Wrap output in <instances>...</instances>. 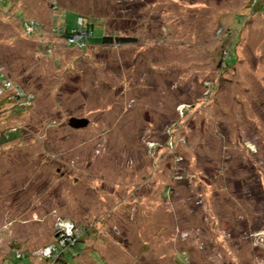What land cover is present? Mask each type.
Segmentation results:
<instances>
[{
    "label": "rangeland",
    "instance_id": "rangeland-1",
    "mask_svg": "<svg viewBox=\"0 0 264 264\" xmlns=\"http://www.w3.org/2000/svg\"><path fill=\"white\" fill-rule=\"evenodd\" d=\"M256 1L2 0L0 264H52L69 226L64 264H264ZM77 15L83 44L53 32Z\"/></svg>",
    "mask_w": 264,
    "mask_h": 264
},
{
    "label": "built area",
    "instance_id": "built-area-1",
    "mask_svg": "<svg viewBox=\"0 0 264 264\" xmlns=\"http://www.w3.org/2000/svg\"><path fill=\"white\" fill-rule=\"evenodd\" d=\"M1 2H2V0H0V4H1ZM27 24H29V25H24V26H25L26 31L29 34H30V32L32 33L33 29H35V28L39 29V25L35 21H30ZM79 25H81V20H79ZM30 28H31V30H29ZM54 31H56V33H59L60 28L58 27L57 30L53 29V32ZM88 36H89V33H87L85 30H78V31L77 30H72L67 37L69 38L70 41L74 42V40H79L77 44H79V43L83 44L84 43V38H87ZM0 73H1V71H0ZM14 87L15 86L11 82H8V79H7L6 76H2L0 74V94L7 93L6 96H8V90L11 89V88L14 89ZM10 94H11V92L9 93V95ZM9 98L15 99V100H23L25 98V94L23 93V91L20 88H17L16 93L13 96H9ZM31 98H32L31 95L29 97H27L28 102L32 101ZM72 229H73L72 226L68 227V231H66L67 227H66V230H65V228H63L62 232L58 236L59 237V240H58L59 241V245L57 246V245L54 244L52 246H49L47 249H45V251L43 252V255L45 256L46 255L45 252L47 251L49 253L48 255L52 256V251L56 250L57 247L60 248L61 246L64 247L65 245L68 246L69 244L70 245L72 243L74 244V242L81 237L82 231L80 229H78V230H76V232H74V231L72 232ZM67 232H68V234H67Z\"/></svg>",
    "mask_w": 264,
    "mask_h": 264
},
{
    "label": "trees",
    "instance_id": "trees-1",
    "mask_svg": "<svg viewBox=\"0 0 264 264\" xmlns=\"http://www.w3.org/2000/svg\"><path fill=\"white\" fill-rule=\"evenodd\" d=\"M250 1L252 2V0H250ZM257 2L258 1L255 0V3L254 4H257ZM5 4H6V1H4V3L2 5L4 6ZM57 18H61V20H62V19L65 18V15L64 16H58ZM78 20H81V25H79V21ZM76 23H77V26H75V27H73V28H71L70 30H67V31L65 29V24L64 23H58V25L55 28L57 30L58 27H59L60 28V31H59V33H56L55 32V34H57V35L61 34V35H64V36L67 37L72 30H77V31L78 30H85L87 33L90 34V36L87 37V39H89V37H91V35L93 34L91 24H89L88 21L84 22L83 18H81L78 15H77ZM21 25L23 26V24H21ZM38 25H39V22H38ZM40 25H41V28L43 29L44 27H42V24L41 23H40ZM87 41L85 42L86 44H87ZM134 41H135L134 39L129 38V37H126V36H116V35L109 34V35H105V36L102 37V39H101V45L100 46L102 47V46H112V45H114V46L126 45V44L134 43ZM227 51H228V53H227L226 57L225 56L222 57L221 64L224 65V66L230 67L229 65H227V60L230 57L229 50H227ZM22 91H23V93L25 95H27L26 93H29V92H26L24 89H22ZM80 230L82 231V234H88L86 227H83V226L81 227L80 226ZM58 240H59V237L55 241L56 243H52L49 246H52L54 244L58 246L59 245V241ZM76 241H80V240L77 239ZM71 245H72V247H74V244H71ZM64 248L61 246L60 248L57 247L56 250L52 251V256H51L52 259H53L52 260V264H64V263H62V259H61V256H63V253L65 252L64 251Z\"/></svg>",
    "mask_w": 264,
    "mask_h": 264
},
{
    "label": "crops",
    "instance_id": "crops-1",
    "mask_svg": "<svg viewBox=\"0 0 264 264\" xmlns=\"http://www.w3.org/2000/svg\"><path fill=\"white\" fill-rule=\"evenodd\" d=\"M79 244H82V248H83V244L85 245L86 243H83V242L81 241V242H79L74 248H75V249H79V248H77V246H78ZM82 248H80V249L82 250ZM13 249H20V248H19L18 245H17V246H14ZM72 250H73V248H71V249H69V250H67V251H65V252L63 253V256H62V263H64L65 261L67 262V259H68V258H73V257H76V256H77L78 252L76 253V255H74L75 253H74ZM67 252H69V253H68V256L66 257ZM72 252H73V253H72ZM75 252H76V251H75ZM15 253H16V252H15ZM42 264H44V263H42Z\"/></svg>",
    "mask_w": 264,
    "mask_h": 264
},
{
    "label": "water",
    "instance_id": "water-1",
    "mask_svg": "<svg viewBox=\"0 0 264 264\" xmlns=\"http://www.w3.org/2000/svg\"><path fill=\"white\" fill-rule=\"evenodd\" d=\"M81 123H82L81 121H79V120L77 121L75 119H71V121H70V125L72 127H75V128L81 126L82 125ZM83 125H84V123H83Z\"/></svg>",
    "mask_w": 264,
    "mask_h": 264
}]
</instances>
